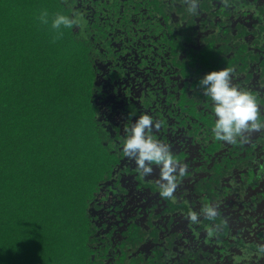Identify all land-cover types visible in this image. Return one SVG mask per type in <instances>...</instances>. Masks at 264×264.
I'll return each instance as SVG.
<instances>
[{"label": "trees", "instance_id": "1", "mask_svg": "<svg viewBox=\"0 0 264 264\" xmlns=\"http://www.w3.org/2000/svg\"><path fill=\"white\" fill-rule=\"evenodd\" d=\"M189 5L0 0V264H220L219 249L207 260V232H217L209 241L218 239L219 246L225 234L207 210L240 215L263 199L264 191L248 195L247 188L264 178V128L232 144L208 141L205 120L196 122L187 105L199 80L230 60L225 68L233 64L242 73L232 85L251 91L264 118V99H257L264 91L257 86L264 85V30L248 45L198 9L190 13ZM182 9L186 15L179 18ZM45 10L48 25L38 19ZM57 13L77 19L72 28L61 27L59 38L51 29ZM122 71L128 73L120 79ZM144 80L150 86L142 84L132 97L141 108L135 120L157 111L146 131L177 160L171 197L161 195V166L151 165L147 175L138 170L123 155L127 132L109 142L101 116L102 107ZM162 105L175 115L159 112ZM130 195L135 203L128 218L120 204ZM93 210L98 219L108 213L116 220L104 227L109 238L98 254Z\"/></svg>", "mask_w": 264, "mask_h": 264}, {"label": "flooded vegetation", "instance_id": "2", "mask_svg": "<svg viewBox=\"0 0 264 264\" xmlns=\"http://www.w3.org/2000/svg\"><path fill=\"white\" fill-rule=\"evenodd\" d=\"M163 1L165 7L169 8L171 0ZM203 1L204 0L197 1V9L199 10L201 17L204 19H208V17L213 18L216 22L223 25V29L227 30V33L231 36V38L242 34L243 37H245L244 41L248 42L249 45L255 41V37L257 36L256 34L259 31L262 32L264 30V0H207L205 3ZM188 7H190V5ZM185 15L186 12L183 9L177 14L179 18H183ZM181 57L190 60L189 58L191 56L188 53H181ZM251 61H254V59L246 60V63H250ZM228 62H230V60L223 62V68L228 66ZM232 66L233 64L229 67L232 71L231 74L237 72L234 77H231V81L235 83L237 80L242 78V73L236 70V68L235 70H232ZM145 70V68L142 69L141 74L145 75ZM150 72L152 71L150 70ZM126 73L128 72L122 71L120 79H122ZM131 73L132 72L129 71L130 76H133ZM144 83L145 80L143 83L139 82L136 86H131L132 92L128 94V96L124 95L125 93H121V98L117 95L119 99L117 98L118 100L113 103L114 105H105V107H102L100 110L109 142H114V137L119 136V134L124 136L127 127H131L130 125L134 122L135 116L140 115L141 108L134 103L132 97L139 96V90L142 84L146 86L149 85L147 82L145 84ZM185 84V81H182V85L184 86ZM189 85L190 83H187V86ZM257 86H263L262 89L264 90V85L259 84ZM192 93L195 95V98H192L193 100L187 105L191 107V109L188 107L190 109L188 112L189 114L195 115L196 122L202 119L205 120L207 127V140H213V142H215L211 129L214 125L216 117L212 111L211 99L203 94V90L200 85H198L195 89H192ZM249 93H251L250 90ZM129 99L132 101L133 108L126 110L125 105L128 103ZM257 99H264V91ZM105 104H107V102H105ZM158 111L162 114L168 115L169 118H171V115H175L173 108H171L168 113L166 105H162V108ZM155 113H157L156 109L153 112H151V110H147L146 114L151 117L152 115H155ZM131 116L133 120L128 119ZM119 126H126L123 132L120 131L119 133L116 129V127L119 128ZM113 148L118 149V147L114 146V144ZM259 191H264L263 177L254 178L252 180V184L247 188L248 195H252ZM232 199H234V197H232ZM261 199L255 201V204L253 205L252 202L248 204L247 207L244 206L243 210L241 209L242 212L240 215H233V209H231L230 212H227L226 209L221 207H212V209L215 210L216 215L215 217H212L211 224H213L216 228V231H224L225 237L221 240V242H223L222 245L219 246L216 242L218 239L213 240L215 243L211 244L209 239L217 235V232H207V260L208 257L215 258L219 254V249L221 250L220 264H264V252L259 251L260 246L264 245V197L262 200ZM134 203L135 202L131 200L130 195V197L127 198L126 204H124L125 206L120 204L121 207H124V215L128 218H130L131 214L134 212ZM92 214L93 218L91 223L94 222L97 225L99 228L98 233L100 234L97 236L95 246L92 248L96 249V254H98L102 252L104 243L109 238V236H105L108 228L104 230V227H106L109 223H115L116 220L114 218L115 216L108 213L104 214V216L100 217V219L96 218L97 212L95 213V210H93ZM119 232L120 231H116L113 236L115 235V238H118ZM212 248L216 250L215 257L211 254L210 250ZM117 255H119V253L116 251V256ZM134 256L135 253H129L127 257L131 258Z\"/></svg>", "mask_w": 264, "mask_h": 264}, {"label": "clouds", "instance_id": "3", "mask_svg": "<svg viewBox=\"0 0 264 264\" xmlns=\"http://www.w3.org/2000/svg\"><path fill=\"white\" fill-rule=\"evenodd\" d=\"M197 11V0H190L189 12ZM43 25L49 24L48 12L42 11L38 17ZM77 23L75 13L72 17L60 13L51 18V29L55 30L57 37L62 36L61 27L72 28ZM199 85L203 94L211 99L212 111L215 114V122L211 129L213 138L217 141H225L230 144L236 143V138L248 130H260L264 128V118L261 117L257 101L249 92L240 90L231 83V69L221 68L206 73L200 80ZM153 126V120L148 115H141L134 120L131 127L126 130L123 140V155L133 159L138 170L147 175L152 172L151 165L161 166V178L166 181L161 186V195L171 197L176 188L177 160L173 157L166 145L161 144L153 136L148 135L146 130ZM158 127V125H157ZM184 169H180L181 175ZM209 217H215L214 209L207 210ZM192 220L196 216L192 215ZM264 252V245L259 248Z\"/></svg>", "mask_w": 264, "mask_h": 264}, {"label": "rangeland", "instance_id": "4", "mask_svg": "<svg viewBox=\"0 0 264 264\" xmlns=\"http://www.w3.org/2000/svg\"><path fill=\"white\" fill-rule=\"evenodd\" d=\"M111 148V147H110Z\"/></svg>", "mask_w": 264, "mask_h": 264}]
</instances>
